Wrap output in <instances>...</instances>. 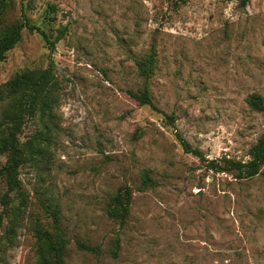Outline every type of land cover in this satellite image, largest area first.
I'll use <instances>...</instances> for the list:
<instances>
[{"label":"rangeland","instance_id":"1","mask_svg":"<svg viewBox=\"0 0 264 264\" xmlns=\"http://www.w3.org/2000/svg\"><path fill=\"white\" fill-rule=\"evenodd\" d=\"M1 3L0 27L26 13L53 38L58 27L67 32L51 50L25 27L0 61V85L22 69L53 63L61 87L49 153L21 167L23 199L11 193L24 213L17 244L1 252L0 264H37L34 223L49 227L56 203L70 239L67 264H264V165L245 179L216 172L178 136L206 159L249 158L264 132V109L247 102L253 93L264 98V0ZM153 44L157 67L148 85L160 111L128 93L143 87L135 59ZM172 113L173 123L166 118ZM38 128L30 119L22 140ZM5 160L0 154V165ZM143 171L156 186L140 189ZM125 185L134 196L122 223L106 209ZM6 189L0 183V211Z\"/></svg>","mask_w":264,"mask_h":264},{"label":"trees","instance_id":"2","mask_svg":"<svg viewBox=\"0 0 264 264\" xmlns=\"http://www.w3.org/2000/svg\"><path fill=\"white\" fill-rule=\"evenodd\" d=\"M240 3L242 6H247L250 0H240ZM6 6V3L0 4V21L5 14ZM52 8L54 9V7ZM45 20L48 25L51 24L52 17L49 13ZM25 27L30 31L39 32L51 50H55L57 42L67 32V26L58 27V33L53 38V33H50L49 29L32 22L24 13L22 21L17 20L0 27V61L6 59L8 52L20 42ZM157 54L156 45L153 44L144 56L135 59L138 72L144 77L145 83L137 91L128 89V93L141 105H149L160 111L153 101L148 85V81L157 67ZM60 89L53 63H50L46 68L22 69L0 85V154L6 156L5 163L0 165V183L7 188L1 196V202L5 207L0 211V227L3 225L4 218H9L0 245V254L6 248L17 244V230L22 221L24 208L22 203H13L14 197L11 193L15 192L23 199L21 167L27 163L41 161L49 153L57 128L56 108L61 98ZM247 102L253 109L260 111L264 109V98L259 93L251 94L247 98ZM166 118L173 123L176 115L172 113L166 115ZM30 119H36L39 128L27 139L22 140L24 127ZM178 136L186 152L194 153L206 160L210 169L216 172L225 171L232 173L238 179H245L256 176L264 165V132L249 149L247 160L225 156L206 159L201 149L193 147L182 135ZM156 184L157 181L150 172L143 171L140 189L145 190L156 186ZM133 196L132 187L128 185L120 187L113 194L107 206L108 215L122 223L125 222L131 212ZM9 205H11L10 208ZM49 213L51 216L49 227L41 221L34 223L33 227L36 238L37 264H67L66 255L70 239L63 226L60 204H54L49 209ZM120 241L119 236L114 239V255L118 254ZM79 246L86 250H96V247L82 241L79 242Z\"/></svg>","mask_w":264,"mask_h":264}]
</instances>
